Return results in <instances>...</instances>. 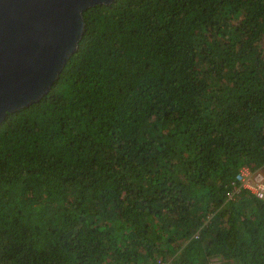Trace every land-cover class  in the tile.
Masks as SVG:
<instances>
[{
  "label": "trees",
  "instance_id": "trees-1",
  "mask_svg": "<svg viewBox=\"0 0 264 264\" xmlns=\"http://www.w3.org/2000/svg\"><path fill=\"white\" fill-rule=\"evenodd\" d=\"M0 122V264H264V0H114Z\"/></svg>",
  "mask_w": 264,
  "mask_h": 264
},
{
  "label": "water",
  "instance_id": "water-1",
  "mask_svg": "<svg viewBox=\"0 0 264 264\" xmlns=\"http://www.w3.org/2000/svg\"><path fill=\"white\" fill-rule=\"evenodd\" d=\"M114 0H0V122L37 102L84 31L83 12Z\"/></svg>",
  "mask_w": 264,
  "mask_h": 264
},
{
  "label": "built area",
  "instance_id": "built-area-1",
  "mask_svg": "<svg viewBox=\"0 0 264 264\" xmlns=\"http://www.w3.org/2000/svg\"><path fill=\"white\" fill-rule=\"evenodd\" d=\"M233 183L238 185L237 189L248 190L257 198L264 200V174L260 170L245 168L240 171Z\"/></svg>",
  "mask_w": 264,
  "mask_h": 264
},
{
  "label": "clouds",
  "instance_id": "clouds-1",
  "mask_svg": "<svg viewBox=\"0 0 264 264\" xmlns=\"http://www.w3.org/2000/svg\"><path fill=\"white\" fill-rule=\"evenodd\" d=\"M245 168H250V169H257V170H262V171H264L263 169H262V167H257V168H253V165L251 164L250 166H246V167H243V168H241L239 171H238V173L235 175V177H234V179L231 181V185H232V188L230 189V190H228L227 192H226V197L227 198H231L232 197V195H233V193L234 192H236L238 189H237V184L235 183H233L234 181H235V179H236V177H237V175L240 173V171L241 170H243V169H245ZM245 190V189H244ZM248 191V190H247ZM249 192V191H248ZM250 193V192H249ZM230 194V197H228V195ZM254 195V194H253ZM255 196V195H254ZM256 197V196H255ZM258 199H260V198H258ZM161 264H163L162 262H160Z\"/></svg>",
  "mask_w": 264,
  "mask_h": 264
},
{
  "label": "rangeland",
  "instance_id": "rangeland-1",
  "mask_svg": "<svg viewBox=\"0 0 264 264\" xmlns=\"http://www.w3.org/2000/svg\"><path fill=\"white\" fill-rule=\"evenodd\" d=\"M263 174H264V171L260 170Z\"/></svg>",
  "mask_w": 264,
  "mask_h": 264
}]
</instances>
